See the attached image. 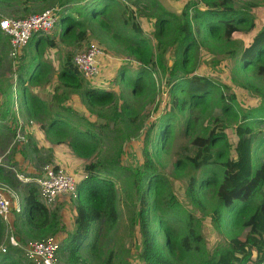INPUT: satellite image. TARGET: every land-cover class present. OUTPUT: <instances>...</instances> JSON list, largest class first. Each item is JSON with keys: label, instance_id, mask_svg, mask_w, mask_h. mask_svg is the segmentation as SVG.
<instances>
[{"label": "trees", "instance_id": "16d2710c", "mask_svg": "<svg viewBox=\"0 0 264 264\" xmlns=\"http://www.w3.org/2000/svg\"><path fill=\"white\" fill-rule=\"evenodd\" d=\"M52 1L0 0V6L38 5L37 9H41ZM101 1L105 2L102 6ZM138 2L154 18L157 41L154 46L136 21L134 7ZM59 5L62 7L57 11L62 25L59 38L68 45L86 40V25L102 15L114 16L123 5L124 27L105 20L99 21V26L108 34L110 44L121 45L137 64L135 77L129 80L136 105L126 102L115 108L116 93L88 86L68 54L58 72V84L64 90L79 92L89 110L115 106L114 114L123 121L128 134L135 135L141 124L140 110L155 100L153 70L160 66L167 73L169 111L151 124L152 129L158 126L155 136L158 145L153 153L144 150L143 167L133 179L140 237L136 256L141 264H264V161L249 168L253 147L256 151L260 145L261 152L264 151V131L258 130L264 124V109L241 108L230 87L193 73L200 48L229 44L242 28L248 32L256 26L243 40L237 62L244 71L250 65L255 66L257 78L264 80V16L256 25L249 12L252 4L238 0L189 1L181 17L155 0H62ZM1 41L9 42V38L0 30ZM28 43L39 50L38 57L19 64L16 80L8 85L9 89L18 87L22 114L28 122H37L42 127L48 142L65 144L78 158L91 160L85 164L83 178L76 185L74 228L66 233L56 252L66 255L72 264H128L115 262L114 251L105 250L100 240V234L113 229L119 219L116 166L106 167L93 161L100 146L99 134L90 130L95 124L84 118L78 120L84 121V127L73 124L71 120L78 116L73 108L58 105L54 110L52 104L30 90L29 84L39 83L51 72L52 64L41 57L44 47L55 43L39 33H34ZM169 47H174L175 55L168 65L165 55ZM244 71L241 73L246 74ZM118 73L125 77L122 69ZM243 86L257 92L254 82ZM4 96L9 98L7 92ZM261 96L264 100V93ZM178 112L186 113L183 132L197 125L200 117L193 114L212 118L211 126L177 149L178 157L172 163V175L186 178L184 186L175 184L180 187L184 202L176 192L173 194L169 176L157 168L161 153L156 150L172 141ZM225 117L236 121L233 137L228 136ZM0 182L19 188L22 193L21 210L14 213L13 221L17 236L26 234L31 239L43 240L58 232V207L50 210L44 205L33 183H23L4 166H0ZM224 183L228 186L223 187ZM190 204L198 210H192ZM220 233H227L230 239L224 240ZM3 236L4 223L0 219V243ZM22 253L20 248L7 245L6 251L0 252V264H30Z\"/></svg>", "mask_w": 264, "mask_h": 264}, {"label": "rangeland", "instance_id": "374dc122", "mask_svg": "<svg viewBox=\"0 0 264 264\" xmlns=\"http://www.w3.org/2000/svg\"><path fill=\"white\" fill-rule=\"evenodd\" d=\"M124 1V0H122ZM164 9L174 13L177 17H181V12L186 2L196 0H155ZM239 3L249 2L252 4V8L249 12L255 20L256 25L260 23V18L264 16V0H238ZM62 0H53L48 6L41 9L37 5L36 7L24 8L21 5L13 7H1L0 6V19L1 18H13V17H25L30 14H37L46 9L55 8L56 14L62 10L59 5ZM105 2L101 1L102 6ZM123 3V2H122ZM125 4L127 2H124ZM141 2L137 3L134 7L136 10V21L141 26L144 35L149 39L152 46L156 44L154 18L151 16L148 10L142 8ZM32 8V9H31ZM123 5H120L115 11L114 16H100L92 24L86 25L88 33L87 39L81 43L68 45L63 43L60 38V29L62 27L58 20L54 28L47 35L48 38L53 40L54 46L46 45L43 50L42 59L52 64V70L46 79L41 80L37 84H29L30 90L43 99L45 102L52 104L53 109L59 108L58 105L69 106L73 108L78 114L76 118H73L71 122L75 125L84 127L82 123L78 122L80 118H84L95 125L90 127V130L96 132L100 136V146L93 161H99L106 167L115 165L116 173L118 174L117 193H118V210L119 219L117 224L107 233L100 234V240L105 250L112 249L115 254V262L128 263V264H141L136 256V252L139 250V232H138V199L136 194V187L133 179L135 174L142 169L143 162L145 161L144 150L148 149L150 152H154L156 149V132H158V126L152 129L151 124L165 115L169 110V85L166 84L167 73L166 70L158 66L153 70V77L156 82V94L155 100L152 104L140 110L141 124L138 132L135 135H129L125 124L120 117L114 114V107L119 108L123 103L135 104L132 97L131 86L129 80L135 77V69L137 64L129 58L124 52L121 45L112 46L108 39V34L99 26V21L105 20L106 22L118 24L123 26L125 16L122 15ZM142 8V9H140ZM31 9V10H30ZM193 11H191L192 14ZM124 27V26H123ZM128 28V26L126 27ZM256 26L252 31H246L244 28L241 32H238L232 39V42L223 46H213L210 48H200L197 51L196 63L193 69L194 74L205 75L221 85L230 87L232 92L236 96L238 105L243 109H253L262 106L264 109V100L261 96L264 93V80L259 77L255 72V66L250 65L245 71L241 70L238 66V51L240 52L243 40L245 37L252 34ZM6 37V36H4ZM98 44L104 49L105 53L109 55V60L105 61L102 65L101 76L97 79H84L87 85L94 87L106 88L113 90L116 93L115 106L109 109L97 108L95 111H91L83 103L82 97L79 92L64 90L58 84V72L61 65L64 63L67 55L72 58L74 55L89 46L90 44ZM168 52L165 55L168 65L171 64L174 53V47H169ZM38 51L34 45L28 43L18 53L11 54L9 42H0V166L11 169L16 175L21 178L35 177L43 171L45 166L55 167L61 169L67 173L74 174L77 182H79L84 175V166L91 160L82 159L75 156L70 148L65 144H54L46 142L42 127L37 122H28L25 116L20 110V99L18 97V87L14 86L13 89H9L10 82L16 80L17 67L22 62L31 60L33 56L38 57ZM234 52V53H233ZM232 53L234 55H232ZM112 59V61H111ZM32 61V60H31ZM123 70L125 77L121 78L118 72ZM246 72V74L241 73ZM256 77V78H255ZM239 84H237V82ZM248 82H254L257 84V92L251 88L244 87L243 84ZM9 94L8 97L3 95ZM17 95V96H16ZM3 97V98H2ZM7 100L9 107L6 106ZM7 108V109H6ZM200 117L197 120V125L188 132H183L184 120L186 113H176V120L174 121L173 139L165 148H159L156 151L161 153L160 163L158 169L165 176H169L170 184L173 194H178L182 202H184V196L180 194V187L176 188L175 184L184 186L186 178H175L172 175V163L178 157L177 149L185 145L193 135L202 133V129L206 126L212 125L210 123L211 116H203L201 114H193ZM226 131L229 137H233V126L236 125V121L225 117ZM258 130L264 131V124L259 125ZM164 146V145H163ZM38 152H35V150ZM259 150H252L250 158L249 168H254L260 161H264V151L261 152L260 145ZM165 149V150H164ZM48 159V160H47ZM154 160V157H152ZM197 172V176H199ZM224 186H228V183H224ZM12 192H15L18 196L19 202L22 205V193L19 188L10 187ZM209 195V194H208ZM59 201L47 205L50 210L58 207V218L60 221L59 230L54 234L50 240L55 242L57 246H61L66 237V233L70 232L74 228V197L68 194L60 196ZM59 202V203H58ZM190 208L197 211L193 204H190ZM210 208L206 210L207 217L210 216ZM15 216V215H14ZM15 218V217H14ZM10 233V232H9ZM9 233L4 232L2 242L4 245H8ZM13 236L20 241L21 245H26L32 241H41L37 239H31L26 234L17 236L15 228L13 229ZM223 235L224 240H229L230 235ZM214 236H211L213 238ZM208 239V241L211 240ZM214 239V238H213ZM23 251V250H22ZM23 257L30 264H41L38 260L25 254L23 251ZM55 264H72L69 262L66 255L56 252Z\"/></svg>", "mask_w": 264, "mask_h": 264}, {"label": "built area", "instance_id": "2783aa9c", "mask_svg": "<svg viewBox=\"0 0 264 264\" xmlns=\"http://www.w3.org/2000/svg\"><path fill=\"white\" fill-rule=\"evenodd\" d=\"M57 20L56 9L50 8L25 17L1 18L0 30L4 36L9 38L11 54H16L26 46L34 33L48 35ZM109 58L103 48L92 43L74 55L73 64L83 78L97 79L102 73L101 65ZM17 177L23 183H33L38 188L41 202L46 206L55 203L64 194L76 196V177L61 169L45 166L43 171L35 177L21 178L18 175ZM12 191L10 186L0 182V219L4 223V232H10L7 237L8 245L20 248L26 255L35 258L41 264H55L58 246L50 240L51 237L21 245L20 241L13 236V215L20 212L21 204L17 194ZM6 248L7 245L0 243L1 253H4Z\"/></svg>", "mask_w": 264, "mask_h": 264}, {"label": "crops", "instance_id": "0c3cea01", "mask_svg": "<svg viewBox=\"0 0 264 264\" xmlns=\"http://www.w3.org/2000/svg\"><path fill=\"white\" fill-rule=\"evenodd\" d=\"M33 123V122H32ZM47 143H48V141H46ZM52 144V143H51ZM52 145H54V144H52ZM61 198H58L56 201H59ZM59 203V202H58ZM13 217H15L14 215H13ZM13 221H14V219H13Z\"/></svg>", "mask_w": 264, "mask_h": 264}]
</instances>
